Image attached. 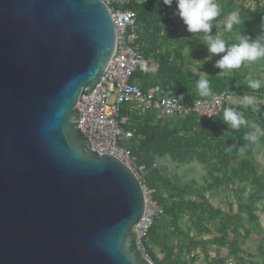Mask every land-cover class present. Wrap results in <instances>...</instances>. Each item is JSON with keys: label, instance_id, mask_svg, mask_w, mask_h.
<instances>
[{"label": "water", "instance_id": "95a60500", "mask_svg": "<svg viewBox=\"0 0 264 264\" xmlns=\"http://www.w3.org/2000/svg\"><path fill=\"white\" fill-rule=\"evenodd\" d=\"M102 0H0V264H154L134 172L91 147L79 109L116 30Z\"/></svg>", "mask_w": 264, "mask_h": 264}, {"label": "trees", "instance_id": "16d2710c", "mask_svg": "<svg viewBox=\"0 0 264 264\" xmlns=\"http://www.w3.org/2000/svg\"><path fill=\"white\" fill-rule=\"evenodd\" d=\"M115 5L136 12L138 34L142 42L141 50L148 59H154L160 65L156 74L139 75L142 87L146 89L158 81L172 89L182 101L189 102L200 96L196 89V76L189 73L185 79V72L182 69H177L168 63V58L172 54L180 57V54L175 51L177 49L170 45L171 42L182 47H189L202 56L209 54L207 47L201 43L200 35L193 37L192 34L190 37L188 35L183 37L174 34L180 33L182 24L168 16L165 11L176 9L175 3L168 7L163 4V0H128L123 3L117 0ZM237 13L242 17V23L234 26L231 33L221 30V33L219 32L221 38L235 42L244 31L251 36L260 33V22L264 17V0L262 3L257 2L253 10L242 7ZM228 15L229 11L221 5V14L218 19L226 20ZM243 21H245L244 24ZM215 30L213 28L212 33H215ZM172 35H174L173 39ZM244 80L245 77L239 75V70H234L227 76L215 74L210 83L213 94L227 91L228 98L231 93L240 96L244 94L257 96L254 106H235L248 121V125H242L239 131L229 129L221 117L224 107L229 106L228 100L224 103L221 113L214 119L199 117L194 113L174 118L156 117L155 113H147L144 116L134 117L132 124L126 126L135 131L128 145L138 159L148 166L149 170L145 174V179L149 186L155 189L153 198L164 210V214L150 228L148 237L142 240L145 253L154 264L166 263L157 261L147 239L154 245H163V249L167 252H174L177 261L173 264H189L187 261H181L182 252L192 254L194 257L197 249L204 252L207 264H226L227 257L211 258L208 247L210 241L203 238L204 234H210L205 222L218 221L221 230L224 231L230 227L233 231H238L243 226L242 211L248 207L244 200V192L247 188L245 184L252 187V195L255 199L264 197V175L257 174L251 149L247 147L253 142L244 139L245 134L263 127L264 87L253 91L242 82ZM234 141H238V145L233 146ZM257 141L264 146V135L258 133ZM239 147L245 148L246 152L240 154ZM166 155L178 164L192 161L200 163L205 170L203 184L195 180L185 184L173 183L158 168V165L153 166L155 160ZM224 188L226 191L232 189L236 194L239 211L221 217V211L209 203L205 193H216ZM193 196L200 197L201 202L192 199ZM184 217H188L191 221L199 239L192 238L180 230L179 221ZM167 228L172 230L170 235L166 232ZM162 233L166 239L165 242L160 241ZM220 240L224 246L225 234L220 237ZM213 241L218 242V239L214 238ZM233 252L236 253L237 249H233ZM259 254L263 259L261 264H264V245L260 246ZM233 256L236 255L233 254ZM237 264L249 263L240 260Z\"/></svg>", "mask_w": 264, "mask_h": 264}, {"label": "built area", "instance_id": "2783aa9c", "mask_svg": "<svg viewBox=\"0 0 264 264\" xmlns=\"http://www.w3.org/2000/svg\"><path fill=\"white\" fill-rule=\"evenodd\" d=\"M102 1L110 10L115 26V49L94 89L83 96L82 102L78 101L76 104L79 109V128L91 147L99 153L120 159L140 181L145 210L135 231L142 244L164 210L153 198L155 189L145 179L148 166L138 159L128 144L123 143L132 140L135 133L134 129L126 126L132 124L134 117L147 113L166 118L194 113L199 117L214 119L221 113L228 94L227 91H222L210 97L197 96L185 102L172 89L158 81L144 89L139 75L156 74L160 65L154 59H148L141 50L137 14L132 9L116 6L117 0ZM213 112L215 115L208 116ZM153 166H157V160ZM230 256L226 259V264H237V258Z\"/></svg>", "mask_w": 264, "mask_h": 264}, {"label": "rangeland", "instance_id": "374dc122", "mask_svg": "<svg viewBox=\"0 0 264 264\" xmlns=\"http://www.w3.org/2000/svg\"><path fill=\"white\" fill-rule=\"evenodd\" d=\"M120 2H126L128 0H118ZM217 2L224 6V8L230 13H237L242 7L249 8V10H253L255 4L257 2L262 3L263 0H217ZM176 9H169L165 11L168 16L175 19V21L180 22L182 24L180 33H174L175 35L191 36L192 34L186 31V25L183 24L182 20L179 16L175 15ZM216 31V30H215ZM216 35H220L221 30H217ZM220 32V33H219ZM213 35L215 33H212ZM260 34V33H259ZM259 34L251 36L252 39H255ZM174 38V35L171 36ZM172 48H175L180 57L177 54H172L168 58V63H170L173 67L177 69H182L185 74V79L188 77V74L191 73L196 76V82L204 76V73H208L210 77H208L209 82L211 83V79L215 74H218L221 70L215 67V62L223 55H213L210 60L204 62L203 60L209 54L204 56L200 55L198 52L193 51L189 47H182L177 43H170ZM174 51V52H175ZM202 65V66H201ZM201 66V68H200ZM200 68V71H199ZM204 72V73H203ZM239 75L241 77L251 76L254 79H264V60L258 61L248 67H242L239 69ZM255 98V102L257 101V96L252 95ZM264 102V100L262 101ZM228 103L231 106H245L243 96L238 94L231 93L228 98ZM160 113L159 111H157ZM159 117V116H157ZM263 127L259 128L260 135H264V120L262 121ZM123 143L129 144L130 141H124ZM233 146L238 145V141H234ZM247 147L251 149L252 158L257 167V174L264 175V146L259 142H253L252 145L248 144ZM238 152L240 154H244L246 152L245 148L239 147ZM158 168L165 174L173 183H189L192 180L197 181L199 184H203V177L205 175V170L203 166L197 161H192L191 163H174L169 156H163L157 159ZM246 185V190L244 192V200L248 207L242 211L243 216V226L238 231H233L230 227L221 230V226L218 224V221L211 220L209 222H205L206 227L209 229L210 234H204L203 238L210 241L209 253L211 254V258L217 257H231L230 255H236L237 260H244L249 264H261L262 257L260 256V246L264 245V197L261 199H255L253 197L252 187ZM234 191L221 189L219 192L208 194L205 193V198L209 201V203L215 208L220 210V216L225 217L226 215H231L237 213L238 203L237 198ZM192 199H195L197 202H201L200 197L193 196ZM188 217H184L179 221V228L182 230L184 234L189 235L192 238L199 239L200 237L196 235L194 227ZM171 229L167 228L166 232L168 235L171 234ZM225 234L226 244L222 246V242L220 237ZM180 236V235H177ZM183 238V237H182ZM218 239V242L213 241V239ZM151 250L157 259V261H163L166 264H173L177 261V256L174 252H167L163 249V245H154L147 239ZM160 241L165 242L166 239L163 236V233L160 234ZM219 248V250H217ZM233 249H237V252L234 253ZM194 257L192 254H181V261H187L189 264H207V258L202 252L201 249H197L194 253ZM151 259V258H150ZM182 264V263H178Z\"/></svg>", "mask_w": 264, "mask_h": 264}, {"label": "clouds", "instance_id": "9594fccd", "mask_svg": "<svg viewBox=\"0 0 264 264\" xmlns=\"http://www.w3.org/2000/svg\"><path fill=\"white\" fill-rule=\"evenodd\" d=\"M173 3L176 5L174 14L179 16L183 24L186 25V31L193 34V37L200 35L201 43L207 47L209 55L203 61L210 60L213 55L223 54L215 62V67L221 70L216 76H227L234 70L264 60V17L260 22V34L255 39H252L244 31L235 42H232L230 39L216 35V32L223 30L231 33L234 26L242 23V17L238 13H230L226 20L222 21L218 19L221 14V5L217 0H163V4L168 7H171ZM213 28L216 29L214 35L212 34ZM208 77L210 75L204 73V76L196 82V89L201 97L213 95ZM242 82L253 91L264 87V79H254L251 76L246 77ZM242 96L246 106H254L255 98L253 96L246 94ZM212 115L215 113L208 116ZM221 117L231 130L239 131L242 125H248L243 114L231 104L224 107ZM259 131V128H256L255 131L245 134L244 139L251 142L257 141Z\"/></svg>", "mask_w": 264, "mask_h": 264}]
</instances>
